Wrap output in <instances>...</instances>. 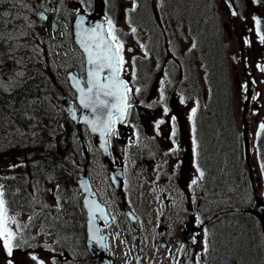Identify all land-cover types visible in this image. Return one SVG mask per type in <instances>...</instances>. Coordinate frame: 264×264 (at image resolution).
Segmentation results:
<instances>
[{"label":"rangeland","instance_id":"rangeland-1","mask_svg":"<svg viewBox=\"0 0 264 264\" xmlns=\"http://www.w3.org/2000/svg\"><path fill=\"white\" fill-rule=\"evenodd\" d=\"M3 1L14 2L13 4L17 7L18 12L14 15L13 20H11L12 23L19 16L23 19L22 22L20 21L22 24L20 23L19 25L16 23V26L21 29L19 31L16 30L17 32H15V34L17 36L19 35L21 38L30 37L33 46H31V51L34 52L35 57L45 63L46 69L50 72L55 81L58 82V80L61 79L60 81H63L66 86L65 81L67 70L70 66L78 64L79 61V52L75 48L76 45L73 44L70 39H63L59 35L52 40L46 39V44L44 38L37 36L33 30L30 29L29 24L32 26L30 14L33 10V5L42 2V0H0V4L3 3ZM71 1L72 0H58L60 13H64V11L70 9ZM142 1L143 6H141V8L139 7L135 12H130L132 0H109V3H107L109 4V9L112 10V14L114 15L112 19L114 20L116 27L120 29L123 34L122 38L125 41L126 48L131 47L135 49L134 53L126 54L129 60L131 59V56L135 54L140 58L139 68L146 69V67H150L153 68V70H156V72L158 70L157 63H159V66L161 67L164 63V59L170 58L175 61L174 63H169L167 69L170 70L171 68L170 71H173L172 74L169 73L171 78L168 86H170L169 89L175 91L176 94L186 92L189 96L196 95L197 93L201 96V91H204V97L206 98L209 88L208 79H206V77L209 71L205 63L206 58L209 55L210 43L213 42V45L219 46V30L217 31V22L220 25L221 39L224 44L223 48H221V54L223 59H226L229 71L231 103L235 112L237 127L242 132L244 128L242 112L245 101L243 96L247 95L249 97L248 110L246 112L247 130L252 146L249 166L253 174L255 186L258 188V193L264 195V182H262L264 175L259 167V156L257 153L260 140H257L255 136L259 123L264 122V73L259 72L255 68L257 63L264 64V56L259 51V49L262 50L264 47L261 48L262 45L259 44L257 49H253L244 45L243 38H241L243 33L247 34L249 32H243V28H251V21L243 20L240 17L231 18L229 9L225 6L224 0H195L194 2H191L190 0H162V6L161 0ZM88 2H94L96 8L100 7L99 0H88ZM248 3L249 0H235L237 10L243 17H247L248 10H246V4ZM13 4H11V6H13ZM121 9H123L122 12ZM258 9L260 10V13H262L261 9ZM146 10L148 13L150 12V15L147 14V18H145V13H143V11L146 12ZM133 13L136 14V16ZM120 15H123L122 20L119 18ZM158 15L161 16L163 24L159 22L161 18L157 17ZM234 19L237 20L235 28L233 27L234 22L232 21ZM129 20L131 21V25L137 28L135 36L130 32ZM208 23H213L214 29H212L211 32L210 38L212 39L207 38L210 40L206 41L204 37L206 28H204V25ZM2 29L3 28H1L0 25V30ZM33 29H35V26H33ZM137 40L147 46L149 53L148 59H143V52L139 49ZM169 41L171 43H169ZM193 41L196 42L197 47L192 52H188V48ZM37 45H39V48H37ZM248 49H251V54H248ZM64 50L68 52L67 56L63 55ZM57 52L60 53L59 56L56 55ZM173 53H175L174 56ZM234 57L236 58L235 60L233 59ZM192 58H195L197 61V81L193 79L192 75L187 73V69L192 65ZM182 64L184 65L187 76L186 80L192 84L190 88H187L185 83L183 81L181 82L179 77L182 71ZM253 79L256 81L255 84L251 83ZM246 81L249 83L250 89L247 93H241L239 85ZM57 88V93L53 96L51 95V99L49 98V100L54 109L60 112L59 110H62V105L58 101L66 100L67 96L65 94L67 93V89L66 87L61 89L58 86ZM257 93L259 94L257 99L252 100L251 96L256 95ZM254 111L258 112V114L253 115ZM60 124L73 144V151L70 155V163L68 166L70 168L72 167L73 170L78 168L81 170L82 165L76 166V163L73 161V159L77 157L74 148L79 144V132L77 127L73 126V124L70 125L66 121H63ZM190 128L191 123H189V130ZM261 137H263L262 149L264 153V134H262ZM204 158L205 155L202 153L200 161L202 167L204 166ZM13 161H16V159H13L12 157H0V174L6 172V170H8L6 165ZM160 168L161 165L153 167L151 160H146L145 162L142 161V164L136 169L129 166L126 168L128 178L125 182H127L128 185L127 189L130 201L134 206V210L139 213L141 224L138 232L140 234L139 239L133 243H140L141 250L145 252L146 259L155 260L156 264H173V261L169 258V249L172 250L173 256H177L176 250L179 248L180 244L182 242L186 243L185 230L191 229V226L194 227L190 222L193 219L196 205L193 207V205H189V203L181 202L179 196L176 197L173 204L170 203V198L162 193L164 191L167 194L166 188L162 186L157 187L148 177L150 174H156V171L158 169L160 170ZM248 173L250 174L249 167ZM193 174H195V172H193ZM98 176L104 185L102 188L103 194L107 196L108 191H111V183L103 172L101 174L98 172ZM100 181L97 180L98 183H101ZM51 185L52 182L49 180L46 183V194L44 195L47 199L52 196V193L46 191V189L51 188ZM74 185L75 183H70L69 190L65 193L63 191L60 193L65 197L62 201L65 211L59 214L66 222L64 228L58 229L56 226L57 222L52 221L51 218L49 219L47 227H50L52 231H60V236L56 237V239L60 240V243L57 244L59 251H64L63 246H65V250H72L74 252V258H72L69 264H83V257L86 254L85 249L83 251L80 250L79 242L81 237L79 232L81 230L80 224L81 218L84 215V208L82 203L76 198L79 191L75 189ZM202 189L203 186L201 184V186L196 188V194ZM52 203L53 199L51 197L48 204ZM73 204L76 205L75 208L72 207ZM117 204L119 209L123 210L122 203L119 202ZM172 207L177 210L178 215L180 216L176 222V227H174L175 220H173V218H168L173 212ZM253 208L259 210L257 204L254 205ZM185 209H188V211L186 212ZM77 211L79 213H76ZM73 212L78 216L77 223H75V213ZM160 213H162V215ZM51 215L55 216L57 213L53 210ZM21 218L26 219V215ZM69 218H72L73 222L69 221ZM121 219L126 220V218ZM39 222L40 221L38 220L37 223ZM122 223H126L130 228L132 227V225L127 222ZM166 225L168 228H165ZM171 228H174L176 233L169 237V243L171 242L169 244L170 247L164 249L161 247V243L166 240V237H168L167 230ZM195 232H199L201 236L203 235L198 228L195 229ZM64 236H66L67 239H64ZM130 239L131 241L135 240L133 237ZM44 242L45 237L43 236L38 237L34 241H30L32 244H41ZM47 242L50 244L53 243L52 239H48ZM115 245L119 248L121 257L125 259L126 246L118 240ZM32 250L33 249L18 250L15 253V259L18 264H31V261H28V258L25 255V251ZM34 250L40 256L44 255V257H46L48 254L38 247ZM182 260H184V258L181 256L180 264H183ZM205 260L207 261V257H205ZM0 264H5V254L2 248H0Z\"/></svg>","mask_w":264,"mask_h":264},{"label":"snow or ice","instance_id":"snow-or-ice-1","mask_svg":"<svg viewBox=\"0 0 264 264\" xmlns=\"http://www.w3.org/2000/svg\"><path fill=\"white\" fill-rule=\"evenodd\" d=\"M81 5H86L88 0H78ZM225 6L229 9L232 17H240L243 20H247V17L241 16L239 11L235 7V0H224ZM256 3H260V0H256ZM162 6V0H161ZM15 7V5H13ZM138 8L137 0H132L130 12H135ZM82 9L77 8L75 10V43L81 50L80 66L82 69L81 75H74L68 72L66 82L69 87L73 89V96L78 101V105L81 109L86 110L85 114L79 117L83 124L87 127L90 133L98 134L99 136V148L105 153H108V149L111 146L112 137L117 135V125L128 123L129 116L133 109V97L139 96L142 92L141 87L136 86V82L139 79V60L137 55L133 54L131 59L127 58V53H134L135 49L125 46V41L122 38V32L116 27L114 20L110 16H105L103 22L98 23H86V16L81 14ZM10 14L5 11L2 16H9ZM41 19H45L44 15L40 14ZM254 27L247 29L249 32H254L256 38L261 45H264V23L258 16L252 17ZM0 22L7 23V21ZM130 32L133 36L137 33V28L131 25L129 20ZM5 40L2 32H0V41ZM169 43H171L169 41ZM139 49L143 52V59L149 58L147 46L144 43L137 40ZM243 44L249 47L252 46L250 39H243ZM197 47L196 42H192L188 48V52H192ZM39 48V45H37ZM15 51L14 46L9 43L7 52L0 51V94L8 93L9 96L15 89L22 88V84L26 82L24 71H14L11 76H5L2 70L4 64V57L12 60L14 64L23 65L24 58H17L12 53ZM42 51V50H41ZM60 55L59 52L56 53ZM63 55L67 56L68 52L65 51ZM175 53H173V56ZM31 61L33 57H28ZM236 59L235 57L233 58ZM158 70L163 72V78L159 80V100L156 103L162 105V111L165 116L171 111L167 104V96L165 95L166 82L170 83V74L167 69H160L159 63H157ZM255 68L264 73V64L257 63ZM250 75V74H249ZM130 77V78H126ZM186 77L181 74V82ZM252 84L256 81L253 79ZM241 93H247L249 91V83L246 81L239 85ZM256 95L251 96L252 100H256ZM243 99L247 100L248 96L244 95ZM8 98L5 97V103L8 109L7 123L12 124L11 116L17 115V109L11 103L7 102ZM143 103V101H140ZM179 103L186 105L187 100L183 93L180 94ZM31 104H36V101H31ZM153 103H149L147 107H153ZM200 109V101L197 99L194 101V105L191 107L188 120L191 123L192 132V153L194 156V169L195 176L190 181V187L192 190V196L190 197V203L197 205V196L195 190L201 186L202 182L206 178L205 170L200 164V145L197 139V113ZM69 114L74 121L78 120L77 108L70 107ZM258 112L254 111L253 115H257ZM23 119L24 117H19ZM32 119V117H28ZM164 119L155 121V129L157 135H160L161 125L165 124ZM170 139L173 144L176 143L177 136V117H170ZM5 124V106L0 104V134L4 137L10 135L8 130L4 128ZM19 136L23 137V133H19ZM264 134V122L259 123L258 130L255 133L256 139L259 140ZM35 136L36 133L33 132ZM139 137L137 136V139ZM5 141H0L3 143ZM10 148H16L20 146L21 141H6ZM32 143H35L33 141ZM26 146V145H25ZM255 147V145H254ZM177 149H171V152H176ZM259 152V149H257ZM168 154V153H166ZM259 167L261 172L264 173V153L259 154ZM30 157L27 162L23 159L20 161H14L6 165V168L15 171L16 169L26 168L29 164H35ZM178 167V165H177ZM28 175V173H25ZM13 176L11 179H15ZM8 177L0 175V181L6 180ZM51 179V178H50ZM113 182L116 178L112 177ZM32 189L28 192L27 189L20 185L14 189L11 185L0 182V248L3 249L5 254V264H18L15 259V253L18 250L33 249L32 251H25V255L31 264H59L57 257L63 256V251H59L55 248L54 244H59L60 240L56 239L60 236V231H52L50 227H47L49 219L57 222V228L63 229L65 221L59 214L65 211L62 201L65 199L62 196L60 185L53 184L51 188L46 189L47 192L52 193L53 203H44L40 199L41 188L38 182L30 183ZM79 189L83 192L90 193L92 197L96 196L95 192L91 191V186L87 180L79 181ZM23 195L21 196V194ZM264 207V197L259 198ZM75 204L72 205L75 208ZM82 206L87 210V229L89 233V242L99 246L102 250L109 248L108 236L102 234V229L97 226V220L104 221V227H111L109 223V214L106 208L94 198L83 199ZM55 211L57 215L52 216V211ZM187 212L188 209H185ZM26 214V219L21 217ZM162 215V213H160ZM210 219V218H209ZM40 221L37 223V221ZM116 222V217L111 216V223ZM194 225L193 234L190 236L191 244L193 246L200 245V250L193 249L189 251L186 243L182 242L179 248L176 250L177 256L172 255V250L169 249V258L173 261V264H180V257L182 256L186 260V264H206L205 257L211 252V240L210 231L205 224V220L202 218L199 212L193 215V219L190 222ZM200 229L203 233L201 236L199 232H195V229ZM45 237V242L41 244H32L30 241L36 240L38 237ZM121 234L116 232L113 235V240H118L120 243L127 245L128 241L120 239ZM67 239L66 236L63 237ZM52 239L53 243H48L47 240ZM40 248L47 252L48 258L43 259L34 250ZM127 255V253H125ZM136 264H143L141 257H135Z\"/></svg>","mask_w":264,"mask_h":264},{"label":"trees","instance_id":"trees-1","mask_svg":"<svg viewBox=\"0 0 264 264\" xmlns=\"http://www.w3.org/2000/svg\"><path fill=\"white\" fill-rule=\"evenodd\" d=\"M142 2L137 0V10L143 6ZM13 3L3 1L0 4V19L7 21L0 22L3 28L0 32L6 34V40L0 41V51L7 52L9 43H13L14 49H17L12 54L17 58L23 57L24 64H14L6 55L2 70L6 77L11 76L14 71H24L26 82L10 96L8 93L0 94V104L5 106L4 128L10 133L7 137L0 134V141H5L0 143V156L12 157L17 159L16 161L23 159L25 162L30 157L36 163L11 171L7 176L4 174L3 176L8 179L0 182L11 185L13 189L22 185L28 192L32 191L30 183L38 182L41 188L40 196H44L45 185L50 180L53 184L58 183L61 191L65 193L73 181V174L68 168L73 144L60 123L70 121L63 111L58 112L54 109L49 98L57 93V86L61 89L66 86L61 79L55 81L44 63L35 57L31 51L30 37L21 38L15 34L16 30L21 29L16 23L20 25L23 19L19 16L13 23L11 22L18 12L16 5L11 6ZM5 11L10 15L2 16ZM143 13L145 18L148 17L147 14L150 15L147 10ZM204 28L205 40L209 41L212 39L210 37L214 29L213 23L205 24ZM220 28L217 22L219 46L210 43L205 63L209 71L206 77L209 88L206 98L204 97L203 103H200L196 120L197 139L200 145L199 160L201 161L202 153L205 155L204 166L201 165L206 174L202 182L204 197L201 211L210 231L211 252L208 254V264H264L263 227L260 218L253 213L256 201L245 160L242 133L237 127L231 103L229 71L226 59H223L221 54L224 44ZM28 57L33 59L30 61ZM5 97L8 98L7 102L17 109V115L11 116V125L7 123L8 109ZM31 101H36V104H31ZM17 130L24 134L22 140ZM33 132L36 133L35 136ZM262 138L259 139V154L263 153ZM9 140L13 142L20 140V146L10 148L6 142ZM33 141L35 143H32ZM13 176L16 178L11 179ZM74 219H77L75 220L77 223L76 213Z\"/></svg>","mask_w":264,"mask_h":264},{"label":"flooded vegetation","instance_id":"flooded-vegetation-1","mask_svg":"<svg viewBox=\"0 0 264 264\" xmlns=\"http://www.w3.org/2000/svg\"><path fill=\"white\" fill-rule=\"evenodd\" d=\"M107 2L109 3V0H99L100 7L102 4H104L102 15L103 17L110 16L112 18L114 15L112 14V10L109 9L110 7L108 6L109 4ZM100 7L96 8L94 2H88L86 5H81L77 0H72L70 9L64 11V13H60L58 0H50V2L48 0H42V2L35 3L33 5V10L30 14L32 26L29 24V27L37 36L44 38V42L46 44V39L52 40L58 35L63 39H70L71 42L75 44L72 32V22L75 18V10L80 8L82 10L91 12L100 9ZM235 7L237 9V5H235ZM258 8L261 9L262 13H260ZM246 10H248L247 21H251V28L254 27V22L252 19L254 15L260 17L262 19V23H264V0H260V3H256V0H249V3L246 4ZM122 11L123 9H121V12ZM41 13L44 15L45 19L40 18ZM230 17L235 18L231 15ZM119 18L122 20L123 15H120ZM232 21L234 22L233 27L235 28L237 20L234 19ZM33 26H35V29H33ZM245 31H247V29L243 28V32ZM241 38L250 39L253 43L251 48L257 49L259 47L260 43L254 32H248L247 34L243 33ZM263 47L264 45H262L261 48ZM75 48L79 52V61L78 64L70 66L67 72L69 70L77 69L81 75V51L77 46H75ZM259 51L264 56V48L262 50L259 49ZM248 54H251V49H248ZM196 62L197 61L195 58H192V65L189 69H187V73L192 75L195 81L198 79ZM168 64L169 59H165L160 69H167ZM170 70H168V72L172 74L173 71ZM181 70V74L183 73V75L187 78L183 64L181 65ZM181 74L179 75L180 79ZM161 78H163V72L161 70H157L156 72V70H153V68L150 67H146V69L139 68V79L136 82V86L141 87L143 90L139 96L133 97V109L131 115L129 116L128 123L117 125V135L114 136V139L116 144H120L121 147L120 150L117 151L118 149L114 148L111 144L109 149L110 160L115 172L119 169H122L123 171V188L124 186L126 187L124 180L128 177L126 173L127 166L136 169L142 164V161L145 162L146 160H151L153 167L161 165L160 170L158 169L156 174L148 175L151 181L157 187L162 186L166 188L167 194L164 191L162 193L170 198L171 204H173V202L176 200V197L179 196V200L181 202H186L189 203V205H192L190 203V197L193 193L190 187V181L195 176V174H193V172H195V158L192 153V134L189 130L190 122L188 120V115L191 107L194 105L195 100L198 99L200 103H203V92L201 91V96L198 93L196 95L189 96L186 94V92H181L187 100L186 105H181L179 103L181 93L176 94L175 91L170 90V86H168L169 83L166 82L165 95L168 98L167 104L171 111L167 116H165L162 111V105L156 103L159 100V80ZM170 78L171 77H169V79ZM186 78L183 79V82L187 88H190L192 84L191 82H187ZM73 91L74 90L72 89L71 93L67 96L70 97L74 103H76V99L73 96ZM140 101H143V103H140ZM149 103H153L154 106L151 108L147 107ZM173 115L177 117V136L175 138V144H173L172 140L170 139L171 125L169 121L170 117ZM160 119H164L166 122L165 124L161 125L160 135H157L155 121ZM77 130L79 134H82V136H79L78 141L80 142L76 148H74L77 155V157L74 158V162L76 163L75 165H82L79 172L82 170L85 172L86 178L91 180L96 197H98L102 202L107 203L112 212L115 210L113 213L118 219L120 214L117 205L119 200L118 193L113 188L111 191H108V195L105 196L102 191L104 185L98 176V172L100 174L103 172V174L107 176V179L111 182V171L107 156L98 147L97 137L91 134L87 127H77ZM137 136L139 137L138 139ZM81 139L84 141L86 149H84ZM173 148L177 149V151L174 153L171 152V149ZM145 176L147 177L146 174ZM97 180H99L101 183H98ZM78 191L79 193L77 194L76 198L79 202H81L82 196L79 189ZM197 194L195 191L196 196ZM197 199H199L198 196ZM83 211L84 215L81 218L80 224L82 230L79 232L81 237L79 242L80 250L83 251L85 249L86 254L83 257V264H136V256L143 257V259L141 258L143 260V264H156L155 260L144 259V254L140 250V244L135 245L130 244L129 242L125 246L127 247V256H130V258L127 260L121 259L120 250L113 243V235L116 232H119L121 234L120 239L126 238L128 236L130 238L132 230L134 231L133 228L131 229L122 223L124 220H122L121 217L115 223H110L111 227L107 228L104 227L103 221L100 222L102 233H107V243L109 244L108 261L100 260L98 255L95 253V249L98 246L92 243L91 249L88 245L89 238L87 231V213L85 209ZM172 211L173 212L170 216H168V218H173V220H175L174 227H176V222L180 216L178 215L176 209H173ZM76 213L79 212L77 211ZM69 221L73 222L72 218H69ZM165 228H168L167 225ZM193 229L194 228L191 230L189 229L190 231L187 229L185 232L191 236L193 234ZM167 232L168 237H166V240L162 242L165 244V246H168L171 243H169V237L175 234L176 230L171 228L167 230ZM63 248L65 257L58 256L57 260L59 264H69L72 258H74V252L72 250H65V246H63ZM48 255L49 254H47L46 257L41 255V257L43 259H47Z\"/></svg>","mask_w":264,"mask_h":264},{"label":"water","instance_id":"water-1","mask_svg":"<svg viewBox=\"0 0 264 264\" xmlns=\"http://www.w3.org/2000/svg\"><path fill=\"white\" fill-rule=\"evenodd\" d=\"M101 13V11H100ZM81 14H84L86 16V23H90L91 21H95V23H98V22H103V19L102 18H99L98 15L99 13H85V12H81ZM74 37H75V22H74ZM71 73H73L74 75H78V72L75 70V71H71ZM250 89V88H249ZM248 101H249V97L247 100L244 101V109H243V112H242V119L244 120V128H243V137H244V148H245V155H246V159L247 161L249 162L250 161V153H251V140H250V137L248 135V126H247V122H246V112L248 110ZM70 107H74L68 100L66 102H64V108H65V111L67 112V114L70 116L69 114V108ZM85 111L86 110H81L80 112L77 111V114H78V120L77 121H74L78 126H81V124H83L82 120L79 119V117H81L83 114H85ZM71 118V116H70ZM251 177H252V174H251ZM117 186L119 187V185L117 184ZM256 191V189H255ZM86 197L87 198H94L90 195V193H86ZM263 196L261 195H258L256 194V200L258 202V204L261 206V198ZM96 199V198H94ZM97 200V199H96ZM125 208H126V211H127V214L128 216L130 217V219L134 220L136 219V216L132 213V211L130 210V208L128 207L127 204H125ZM262 210L260 212H257V215L261 218L262 220V223H263V227H264V207H262ZM190 245V251H192L193 249H195V247L192 245V244H189Z\"/></svg>","mask_w":264,"mask_h":264},{"label":"bare ground","instance_id":"bare-ground-1","mask_svg":"<svg viewBox=\"0 0 264 264\" xmlns=\"http://www.w3.org/2000/svg\"><path fill=\"white\" fill-rule=\"evenodd\" d=\"M22 13H23V11H22ZM19 14H20V13H19ZM25 14H26V13H25ZM22 15H23V14H22ZM20 23H21V22H20ZM21 24H22V23H21ZM23 26H24V25H23ZM24 31H25V30H24ZM3 35H4V37H5L6 34H3ZM8 37H9V36H8ZM6 38H7V37H6ZM7 39H8V38H7ZM10 39H11V37H10ZM5 40H6V39H5ZM15 40H16V39H15ZM22 41H23V40H22ZM22 41H21V42H22ZM5 42H6V41H5ZM5 42H4V43H5ZM25 42H26V41H25ZM7 43H8V42H7ZM19 43H20V42H19ZM12 44H13V43H12ZM14 44H15V43H14ZM5 45H6V44H5ZM16 45H17V44H16ZM16 45H15V46H16ZM19 45H20V44H19ZM20 46H21V45H20ZM17 47H18V46H17ZM1 49H2V48H1ZM3 49H5V48H3ZM15 49H17V48H15ZM20 49H21V48H20ZM20 49H19V50H20ZM22 49H24V48H22ZM5 51H6V49H5ZM22 53H23V52H22ZM24 53H25V52H24ZM24 55H26V54H24ZM27 55H28V54H27ZM36 83H37V82H36Z\"/></svg>","mask_w":264,"mask_h":264}]
</instances>
